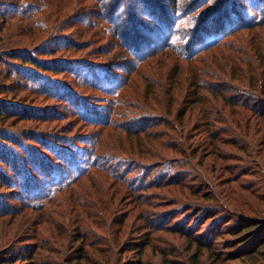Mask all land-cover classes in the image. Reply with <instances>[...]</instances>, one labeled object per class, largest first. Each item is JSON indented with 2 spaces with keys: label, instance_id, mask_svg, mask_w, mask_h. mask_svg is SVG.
Listing matches in <instances>:
<instances>
[{
  "label": "rangeland",
  "instance_id": "rangeland-1",
  "mask_svg": "<svg viewBox=\"0 0 264 264\" xmlns=\"http://www.w3.org/2000/svg\"><path fill=\"white\" fill-rule=\"evenodd\" d=\"M2 1L0 54L16 47L51 50L61 40L72 39L78 46L53 51L51 57L108 63L112 75L86 74L83 81H77L80 86L73 74L66 75L70 88L83 98L88 117L98 122L86 123L65 104L67 99L42 97L36 104H53L54 117L15 120V128L32 126L47 131L49 137L66 135L73 141L85 135L83 139L93 142V154L99 156L82 173L75 171L70 179L76 176V181L67 189L62 186L57 199L44 209L15 201L21 192L14 183L19 180L22 186L31 185L21 176L9 174L13 184H0V211L2 205L14 206V210L23 207L20 212L0 216V264L10 254L16 256L8 264H192L193 256L200 252L199 237H186L169 226L192 227L207 239L215 221L224 234L215 241L212 252L202 249V260L220 264L209 255L221 251L226 261L228 251H233L231 245L223 246L232 239L227 227L264 219V0L244 3L245 10L239 12L253 19L246 20L248 27L228 34L196 59L186 61L162 52L143 63H138L127 45L106 42L101 35L105 23L89 13L94 0ZM250 4L263 9L246 13ZM72 15L78 18L74 24ZM35 20L46 21L45 28H38ZM55 30L59 39L50 37ZM133 47L142 52L139 41ZM37 57L47 59L49 55ZM0 59V85L8 82L7 77L18 80L30 75L24 68L22 72L15 68L23 67L17 60ZM75 71L83 75L86 67L75 64ZM33 73L41 75L38 69ZM90 78L97 79L96 84ZM122 83L121 95H113ZM48 87L54 90L58 86ZM100 111L115 113L111 126L100 124ZM49 114L46 110L45 116ZM143 116L154 121L145 133L134 135L123 128V122ZM11 121L0 123L10 125ZM2 139L4 136H0L1 144ZM128 159L137 160L144 169L133 171ZM151 164L156 166L151 168ZM102 165L114 175L101 169ZM126 169L132 170L128 179H138V183L160 179L165 169L184 179L179 184L137 190L134 194L142 193V198L135 205L126 191L130 181L123 183L122 176L116 177ZM34 177L37 181V175L29 179ZM59 182H52L53 187ZM209 214L218 217L207 218ZM200 215L203 218L197 226L195 218ZM154 219L163 225L154 227ZM154 228L158 229L152 231Z\"/></svg>",
  "mask_w": 264,
  "mask_h": 264
},
{
  "label": "trees",
  "instance_id": "trees-1",
  "mask_svg": "<svg viewBox=\"0 0 264 264\" xmlns=\"http://www.w3.org/2000/svg\"><path fill=\"white\" fill-rule=\"evenodd\" d=\"M247 1L94 0V6L89 13L93 16L96 15L94 16L95 18L100 17L105 23L102 26L101 35L107 38L106 42H112V45L115 46H118L117 44L119 43L127 45L132 50L131 53L134 54L132 55L139 59L138 63H143L147 57L158 56L162 52H171L183 60L192 61L201 52L217 46L228 34L248 27L246 20L250 21L253 19L248 17L244 12H239L240 10H245L244 3H247ZM255 1L260 2L259 0ZM1 3H3L2 0H0ZM249 3H251V0H249ZM30 7L31 5L28 4L27 10ZM259 8L258 5L250 4L246 13L259 10ZM1 12L0 9V18H2ZM70 19L73 24L78 20L76 15H72ZM45 23L46 21H34V24L41 29L45 28ZM26 29L30 31L32 30V26L30 25ZM2 30L3 28L0 26V33ZM58 35L60 33L55 30L50 37L59 39L57 38ZM71 40H61L60 44L51 50L47 47H35L33 49L16 47L6 49L0 54V57L3 56L4 58L8 57L10 60H17L18 63L23 65V67H15L20 68L21 72L23 68L28 70V73L30 72V75L19 77L18 80L7 77L8 82L0 85V120L1 122L12 120L10 125L0 123V136H4V139H2L3 145L0 143V184L6 187H10L13 184V180L9 181L10 173L16 175V177L21 176L24 181L28 180V184L31 187L20 185L19 180L14 183L20 187L21 192L16 194L18 198H15V201L19 199L24 203L23 205L32 208L40 207L44 209L53 203L57 199L58 193H61L59 192L60 190L67 189L70 184L76 181L74 179L76 176L70 179L74 172L80 170V173H82L86 168V164L90 161L88 166L92 165L99 156L93 154V142L85 141L83 139L85 135H78L81 137L77 139L73 138V141H70V136L66 137V135H63L60 137L52 135L49 137L46 134L47 131H40V129L33 128L32 126H23L20 129L13 126L15 120L19 122H34L41 121L42 119L45 120L46 118V120H50L51 117H54V105L46 104L45 106H41L36 104V100L39 97L46 100L62 99L63 102L67 99L69 103L65 104L81 119L86 120V123L93 124L92 122L99 121L97 118L91 119L88 117L86 111L82 108L84 106L82 104L83 98L79 97L76 91L70 88L65 79L66 75L71 73L76 78V85L80 86L77 81H83V77L86 74L87 76H98L99 74L100 76L112 75L110 64L102 62L93 63L83 59L78 61L71 57L70 59L60 60L51 57L53 51L56 52L62 49L64 52L67 51V48L78 46ZM149 40H152L151 43H148ZM138 41L143 48L142 52H138V49L133 47ZM56 42L52 41V44ZM44 54L49 55V57L47 59L37 57ZM75 64L86 67L85 74L82 75L78 71H75ZM37 69L40 70L39 74L41 75L33 73ZM40 79L42 81H39ZM90 79L96 84L97 79ZM124 83L116 87L113 95H121ZM48 84L52 87L56 85L58 87L50 90ZM102 86L104 85L100 84V87ZM21 92H26V94L21 95ZM114 103L118 104V101L115 100ZM78 104L81 106L80 109L77 108ZM38 108H41V110ZM46 110L50 111L48 117L45 116ZM111 112L100 111V124L103 126L112 125L115 113L111 115ZM151 122L154 121L143 116L141 118L129 119L123 122L122 125L131 134L139 135L145 133L147 128L151 126ZM2 133L4 134L2 135ZM62 141H65L66 144L62 143ZM26 143L31 148L26 147L28 146ZM38 148H41L43 151H40ZM46 152H49V155ZM174 160L176 161L172 159V162H178V159ZM128 162L134 165L133 171L140 169L137 160L128 159ZM168 163L171 166L173 165L171 162ZM150 166L154 168L156 164H151ZM100 168L108 169L114 175L113 170L107 165H102ZM131 171L130 169H126L116 177L120 178L122 176L123 183L130 181V184L127 185L128 190L126 191L130 193L132 197L131 202L135 205L142 198L140 197L142 193L139 196L134 194L137 190H146L157 185L179 184V181L184 179L179 173L170 175L169 170L165 169L159 174L160 179L150 180L147 183L145 181L138 183V179L134 181L133 179L132 181L128 179ZM59 174L64 175V177L60 179ZM31 175H37L38 180L35 181L36 177L29 179ZM58 181L61 182L55 184L53 187L52 182ZM47 186L50 188H47ZM62 186L63 188L61 189ZM35 194H38V196H34ZM22 207L19 206L14 210V206L9 209L2 205L0 216L1 214H12L15 211L20 212ZM212 214H209L207 218L216 219L218 217V215ZM152 215H155V213ZM173 215L175 218L177 217L176 213ZM202 218L203 216L201 215L200 218H195V222L199 220L197 226ZM158 222L160 220L154 219L151 223L154 227L163 225V223ZM169 227L179 229L186 234V237L187 235L199 237L197 249L200 252L193 256L192 264H204L202 249L208 253L212 252L213 244L216 240L222 238V234H224V230H221L219 222L216 223V221L212 224L207 239L203 235H200L201 231H193L192 227L187 228L179 224H173ZM157 229L154 228L152 231ZM227 229L232 239L230 238L231 241L225 242L228 245L224 243L223 246L224 248H229L228 246L231 245L233 251H228L226 261L223 260L221 251H218L216 255L215 253H211L212 255H209L210 258L220 264H237L235 261L238 264H264V219L254 218L253 220H244L236 225L230 224ZM15 256L14 254L4 256L2 260L3 264H8V261L12 262L15 260Z\"/></svg>",
  "mask_w": 264,
  "mask_h": 264
}]
</instances>
